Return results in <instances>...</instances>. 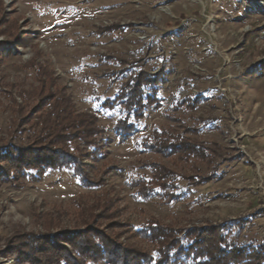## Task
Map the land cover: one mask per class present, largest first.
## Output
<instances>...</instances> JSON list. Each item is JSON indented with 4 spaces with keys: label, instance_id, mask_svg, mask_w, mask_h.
<instances>
[{
    "label": "rangeland",
    "instance_id": "1",
    "mask_svg": "<svg viewBox=\"0 0 264 264\" xmlns=\"http://www.w3.org/2000/svg\"><path fill=\"white\" fill-rule=\"evenodd\" d=\"M263 28L264 0H0V145L33 141L47 95L68 97L75 114L94 115L102 130L97 154L80 140L71 146L97 185L80 184L70 169L14 176L0 158V173L9 171L0 176V264H56L61 246L71 247L64 232L87 227L156 256L136 235L151 218L181 235L240 219L223 230L228 241L263 242ZM32 61L43 64L40 76ZM141 71L160 76L138 119L119 93ZM126 115L133 128L121 139L116 122ZM153 129L194 139L207 156L146 151L140 144ZM151 159L172 170L180 196L137 194V181L150 179L140 163ZM187 176L209 180L195 185ZM85 206L97 208L92 218Z\"/></svg>",
    "mask_w": 264,
    "mask_h": 264
},
{
    "label": "trees",
    "instance_id": "2",
    "mask_svg": "<svg viewBox=\"0 0 264 264\" xmlns=\"http://www.w3.org/2000/svg\"><path fill=\"white\" fill-rule=\"evenodd\" d=\"M33 62L29 66H37L39 69L37 75L40 76L44 66ZM261 68L264 70V65ZM159 76L160 73L150 74L141 71L131 78L130 82L126 84L127 86L120 91L119 97L124 98L125 109L133 111L136 118L139 119L143 115L141 112L142 101L146 99L150 103L151 99L154 100L156 89L153 88L159 80ZM147 87H153L152 94L146 93ZM43 97L40 95L38 98L44 100ZM44 101V105L49 104V107L44 114L37 117L36 124L40 123V129L34 135L33 141L30 144L18 145L14 148L0 145V158L4 157L6 166L12 167L16 172H14V176H29L30 170H35L36 176H41L49 169H70L80 184L84 186L99 184V181H93L89 177L80 154L76 153L78 147L76 145L71 147L72 144L80 140L85 145L93 147L92 152L89 151L92 154L101 150V142L97 141L96 136L102 130L96 125V117L85 113L75 114L69 98L65 96L53 99L47 95ZM128 116L126 115L116 122L115 129L121 139L133 128L132 124L126 125ZM42 142L50 145L47 146ZM140 146L146 151L159 153L163 156L175 154L183 161H189L196 155L202 158L207 156L204 154L203 146L196 140L157 129H153ZM140 164L150 171V179L137 181L139 184L138 195L143 198L157 195L166 201L180 196L175 190L172 191V188L176 189L175 174L172 173V170L152 159L143 160ZM8 174L9 171L5 174L1 172L0 176L8 177ZM195 177L187 176L195 185L209 180V177L205 176ZM106 204L102 205L104 207H100L104 211H107ZM83 208L87 217L90 218H92L90 214H93L97 209L87 206ZM107 215L112 216L111 213H107ZM80 223L87 225L85 218ZM240 224V219H226L221 223H206L204 227L186 229L185 234L181 235L183 230L180 228L162 225L151 218L136 231V235L153 244L156 256L141 251L136 245L122 246L123 248H121L115 243H109L107 238L111 237L110 235L87 227L75 235L64 232L61 238L69 242L72 248L66 249L60 245L65 253L59 251L60 256L56 259V264H78L81 259L94 262L104 260L108 264H151L153 261L156 264H167L170 260L181 261L183 257L191 259L195 264H262L264 262V241L257 246L246 245L228 241V233H223L225 228ZM47 225V228L51 226ZM52 247L60 249L58 245ZM41 248L45 249L46 247L42 246ZM42 253L39 252L38 255L45 256ZM38 255L35 254V256ZM51 261H48V264H55L54 259Z\"/></svg>",
    "mask_w": 264,
    "mask_h": 264
}]
</instances>
